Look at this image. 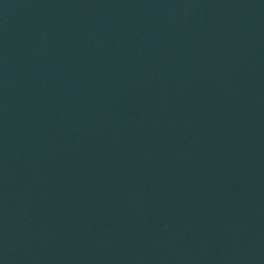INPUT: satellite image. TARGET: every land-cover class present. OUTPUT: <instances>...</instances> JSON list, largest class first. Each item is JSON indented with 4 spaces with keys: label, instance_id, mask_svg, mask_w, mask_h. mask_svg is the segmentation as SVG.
<instances>
[{
    "label": "water",
    "instance_id": "water-1",
    "mask_svg": "<svg viewBox=\"0 0 264 264\" xmlns=\"http://www.w3.org/2000/svg\"><path fill=\"white\" fill-rule=\"evenodd\" d=\"M0 264H264V0H0Z\"/></svg>",
    "mask_w": 264,
    "mask_h": 264
}]
</instances>
